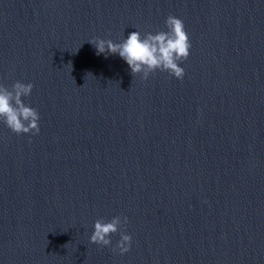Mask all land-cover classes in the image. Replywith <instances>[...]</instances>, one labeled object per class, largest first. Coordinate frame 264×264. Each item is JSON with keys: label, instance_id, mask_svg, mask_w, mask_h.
<instances>
[{"label": "water", "instance_id": "water-1", "mask_svg": "<svg viewBox=\"0 0 264 264\" xmlns=\"http://www.w3.org/2000/svg\"><path fill=\"white\" fill-rule=\"evenodd\" d=\"M170 14L183 79L90 42ZM16 81L40 131L0 120V264H264V0H0V85Z\"/></svg>", "mask_w": 264, "mask_h": 264}, {"label": "clouds", "instance_id": "clouds-1", "mask_svg": "<svg viewBox=\"0 0 264 264\" xmlns=\"http://www.w3.org/2000/svg\"><path fill=\"white\" fill-rule=\"evenodd\" d=\"M167 31L149 32L141 35L140 31H133L120 42L111 39L93 38L90 42L98 54H118L128 64L132 75L142 73L146 79L156 70L166 71L178 79H183L185 70L180 62L188 58L191 43L182 19L168 15L165 20ZM32 83L16 81L11 90L0 85V120L16 134L39 133V112L26 105L22 97L31 94ZM128 218L113 217L110 221L97 219L90 242L102 246L111 244V234L116 233L121 224L127 223ZM130 234L121 232L116 247L120 253H126L131 246Z\"/></svg>", "mask_w": 264, "mask_h": 264}]
</instances>
